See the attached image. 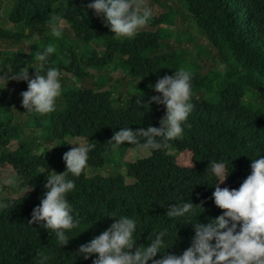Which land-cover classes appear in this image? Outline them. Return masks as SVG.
Instances as JSON below:
<instances>
[{
    "label": "trees",
    "instance_id": "16d2710c",
    "mask_svg": "<svg viewBox=\"0 0 264 264\" xmlns=\"http://www.w3.org/2000/svg\"><path fill=\"white\" fill-rule=\"evenodd\" d=\"M177 1L184 8L185 19L215 50L212 62L226 64V69L214 67L202 72L199 61L181 57L182 49L169 43L177 12L167 6L166 12L152 15L145 26L148 30L126 38L117 37L102 18L87 8L91 0H0L6 24L10 25L6 28L0 24V42H30L25 55L0 52V65L5 68L0 74L6 72L7 66L14 71L28 66L34 74L31 66L36 63V53L55 46L49 67L79 79L91 75L85 68L99 73L121 67L132 80L129 88L139 87L137 82L142 80L140 86L146 90L137 96L129 95L130 101L121 107L114 105L109 91L70 88L63 92L56 111L45 115L51 136L61 141L46 155L13 153L7 145L18 132L11 140L0 136V168L13 174L20 182L19 188L25 190L18 198L3 199L9 202V208L0 211V264H39L41 257H47V264H92L94 257L83 259L78 248L114 222L109 214L138 221L136 245L147 246L155 232L168 228L167 242L172 245L164 254L178 255L190 245L196 221L193 217V223H187L182 218L175 225L165 215L167 207L181 199L191 200L202 207L195 210L197 221L208 223L222 212L212 199L219 181L210 171V162L229 161L232 171L219 186L232 189L239 188L251 173V160L264 156V0ZM57 14L66 24L60 39L52 36L50 27ZM77 15L81 18L77 19ZM192 42L196 43L193 53L200 60L202 54H207L206 48ZM180 67L193 74L195 105L182 137L164 142L159 150H147L146 158L126 163L125 175L88 176V169H103L109 163L113 150L109 140L115 131L127 126L133 131L159 127L165 109L156 103L145 105L151 96L158 95L149 93L153 87L147 83L153 86ZM69 81L67 77L62 82ZM9 88L26 91L27 84L14 82ZM247 96L261 103H247ZM16 102L15 97L0 96V112ZM65 138H82L95 148L80 177L69 174L76 187L67 199L80 223L68 232L69 243L60 247L51 230L28 221L46 191L48 174L66 170L62 156L72 146L63 141ZM139 140L142 142L143 137ZM136 145L124 143L119 148L126 150Z\"/></svg>",
    "mask_w": 264,
    "mask_h": 264
},
{
    "label": "clouds",
    "instance_id": "9594fccd",
    "mask_svg": "<svg viewBox=\"0 0 264 264\" xmlns=\"http://www.w3.org/2000/svg\"><path fill=\"white\" fill-rule=\"evenodd\" d=\"M87 8L102 18L105 26L117 37L134 38L152 18V11L145 0H91ZM80 18L77 15V19ZM50 27L52 36L60 39L64 29L62 16H53ZM55 51V46H46L36 53V64L31 66L35 71L31 78L29 67L11 75L0 74V83L3 84L0 89L5 88L10 80L27 82V90L20 93L21 105L27 114L46 115L56 111V98L61 95L62 85L60 70L49 67V57ZM220 68L226 69L227 65L221 64ZM151 87L158 95L151 96L145 105L156 103L164 106L165 114L159 120V127L148 126L138 131L122 127L109 140L113 149L128 143L148 151L159 150L164 142L182 137L188 117L195 108L192 72L180 67L172 75L165 74L159 78ZM139 137H143L142 142ZM69 145L77 146L62 156L66 170L48 174L44 184L46 191L32 209L28 221L51 230L60 247L69 243L68 232L80 223L67 199L76 187L69 174L80 177L88 166L89 153L95 148L94 144L86 142ZM210 163V171L219 181L214 186L212 199L222 210L221 214L206 224L200 223L195 210L202 207L185 199L170 204L165 213L169 220L175 221V225L182 218L193 223L195 217L190 245L180 254H164L165 249L172 245L167 242L170 237L168 228L155 232L147 246L136 245L134 236L138 221L128 216L109 214L115 218L114 222L81 244L77 251L79 256L85 260L94 257L92 264H264V156L251 160V173L239 188L232 189L219 186L232 171V168L229 170V161L222 159ZM8 208L9 202L0 199V211ZM158 254H161L160 258H156ZM39 264H47V257H41Z\"/></svg>",
    "mask_w": 264,
    "mask_h": 264
},
{
    "label": "rangeland",
    "instance_id": "374dc122",
    "mask_svg": "<svg viewBox=\"0 0 264 264\" xmlns=\"http://www.w3.org/2000/svg\"><path fill=\"white\" fill-rule=\"evenodd\" d=\"M146 5L151 9L152 15L159 16L163 12H166V7L170 8L172 11L177 12L175 16L174 25L171 27L172 34L174 36L169 41L170 45L175 49H182L181 57L187 60H197L202 66V72H206L211 68H218L219 63L215 64L212 62L213 58H216L215 50L212 49L209 44L206 42L205 38L199 35L195 29H193V24L185 19L186 15L184 14L183 6L177 0H158L160 3H153L152 0H145ZM7 17L4 13V8H0V24L9 28L10 25L6 24ZM187 22V23H186ZM64 27L66 24L64 22ZM147 27H142L138 31L148 30ZM191 39V40H189ZM179 41L181 43L179 44ZM199 46L206 48L207 54H202L201 59H196V55L193 53L196 43ZM30 50V42L27 40H12L11 42H0V52L4 55L9 52L18 53L22 52L24 55L27 54ZM36 64V63H35ZM33 64V65H35ZM1 66V65H0ZM2 67V66H1ZM0 71H4L5 68L2 67ZM25 68H28L26 66ZM87 69L88 73L91 74L89 77L84 79L72 78L69 74H65L64 71H60V81H61V95L56 98V107L61 103V96L63 92H66L70 88H92L95 91H109L111 92L112 99L114 100V105L116 107H121L127 104L130 101V96H137L142 93H146V90L140 86L142 80H138L139 87H130L132 84L131 78L127 75L126 71L123 68L102 70L99 73H96L94 70L89 68ZM12 70L10 66H7V70L4 74L11 75ZM30 78L33 75L31 69L28 68ZM70 77L68 84L62 82L63 79ZM17 81H8L5 88L0 89V96H6L8 98L14 99L17 98V102L13 106H7L2 109L0 112V136L3 139L11 140L13 133L18 132L14 140H11L7 145V149L11 152H15L18 155L26 154H49L54 147L59 145L61 141L55 140L51 133L48 130V123L46 122L45 115L39 114H27L25 109L21 105L20 89H17L16 92L11 90L9 87L11 84H14ZM24 83L27 84L26 81ZM148 87H151V84L147 83ZM3 87V84L0 83V88ZM152 88V87H151ZM149 93L154 94L155 91L149 89ZM130 95V96H129ZM246 102L251 103L252 105H259L261 102L256 97L247 96ZM63 141L68 144H80L85 143L86 140L82 138H65ZM75 147L77 145H71ZM1 152V149H0ZM149 153L147 150L143 149L139 145L135 147L124 149H113L109 154V163L103 169H88V176H118L125 175V164L128 162L135 161L140 158L148 157ZM131 180H128V183H131ZM20 182L17 178L4 169L0 168V199L6 198H18L25 193V190L19 188Z\"/></svg>",
    "mask_w": 264,
    "mask_h": 264
}]
</instances>
